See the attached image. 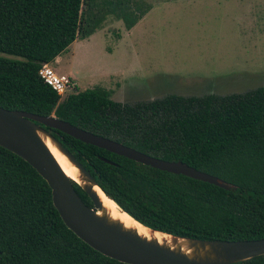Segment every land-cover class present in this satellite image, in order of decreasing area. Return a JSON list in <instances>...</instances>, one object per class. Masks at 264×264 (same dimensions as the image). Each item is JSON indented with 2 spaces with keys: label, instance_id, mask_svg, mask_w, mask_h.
Listing matches in <instances>:
<instances>
[{
  "label": "trees",
  "instance_id": "16d2710c",
  "mask_svg": "<svg viewBox=\"0 0 264 264\" xmlns=\"http://www.w3.org/2000/svg\"><path fill=\"white\" fill-rule=\"evenodd\" d=\"M151 8L144 0H0V107L53 116L164 161H180L232 184L205 182L141 165L44 129L96 185L137 222L176 237L264 238V87L243 94L167 95L134 104L101 87L63 100L38 76L105 17L128 31ZM75 193L89 199L75 183ZM0 264H124L94 251L60 220L45 181L0 147ZM237 264H264V255Z\"/></svg>",
  "mask_w": 264,
  "mask_h": 264
},
{
  "label": "rangeland",
  "instance_id": "374dc122",
  "mask_svg": "<svg viewBox=\"0 0 264 264\" xmlns=\"http://www.w3.org/2000/svg\"><path fill=\"white\" fill-rule=\"evenodd\" d=\"M144 1L150 10L128 31L107 16L49 67L78 91L101 87L125 104L264 87V0Z\"/></svg>",
  "mask_w": 264,
  "mask_h": 264
},
{
  "label": "water",
  "instance_id": "95a60500",
  "mask_svg": "<svg viewBox=\"0 0 264 264\" xmlns=\"http://www.w3.org/2000/svg\"><path fill=\"white\" fill-rule=\"evenodd\" d=\"M44 127L55 129L83 144L103 149L159 171L182 175L223 190H232L236 187L180 161H164L151 157L53 116L41 117L0 107V147L26 162L45 181L50 190L51 203L64 226L99 254L124 264H237L264 255V238L244 241L198 240L176 237L142 225L105 196L94 179ZM40 136L47 138L73 165L84 184L76 183L63 173ZM70 182L80 187L91 206L85 205L80 200ZM94 187L133 221L152 232L171 237L174 243L176 240L184 241L189 251L182 252L180 246L171 249L159 245L154 240L141 238L134 231L125 229L119 223L107 218L104 213L97 214L102 210V206L93 191Z\"/></svg>",
  "mask_w": 264,
  "mask_h": 264
},
{
  "label": "bare ground",
  "instance_id": "6f19581e",
  "mask_svg": "<svg viewBox=\"0 0 264 264\" xmlns=\"http://www.w3.org/2000/svg\"><path fill=\"white\" fill-rule=\"evenodd\" d=\"M42 142L44 143L45 147L48 149L49 153L52 155L56 163L59 165L63 173L75 181L76 183L82 185L85 182L81 180L79 177L77 170L70 164L67 159L59 153V151L55 148V146L45 137L40 136ZM93 191L97 194L99 201L102 206V210L97 214L104 213L107 218L112 221L119 223L123 228L134 231L138 236L147 240H154L159 245H164L171 249L180 246L182 252H188L189 250L186 249L185 243L182 240H174L164 234L152 232L151 230L139 225L135 221H133L129 216L125 213L121 212L116 205L108 200L97 188H93Z\"/></svg>",
  "mask_w": 264,
  "mask_h": 264
},
{
  "label": "built area",
  "instance_id": "2783aa9c",
  "mask_svg": "<svg viewBox=\"0 0 264 264\" xmlns=\"http://www.w3.org/2000/svg\"><path fill=\"white\" fill-rule=\"evenodd\" d=\"M42 82L58 95V100H63L76 89V83L68 75L56 74L48 64H43L38 70Z\"/></svg>",
  "mask_w": 264,
  "mask_h": 264
},
{
  "label": "crops",
  "instance_id": "0c3cea01",
  "mask_svg": "<svg viewBox=\"0 0 264 264\" xmlns=\"http://www.w3.org/2000/svg\"><path fill=\"white\" fill-rule=\"evenodd\" d=\"M59 58H60V56H57L53 61L54 62H58V60H59ZM69 76V75H68ZM71 77V76H70ZM72 78V77H71Z\"/></svg>",
  "mask_w": 264,
  "mask_h": 264
}]
</instances>
